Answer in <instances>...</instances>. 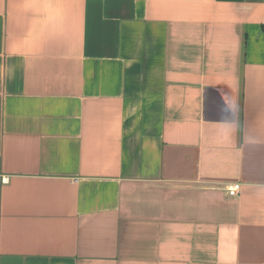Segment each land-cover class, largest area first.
Segmentation results:
<instances>
[{
  "label": "crops",
  "instance_id": "1",
  "mask_svg": "<svg viewBox=\"0 0 264 264\" xmlns=\"http://www.w3.org/2000/svg\"><path fill=\"white\" fill-rule=\"evenodd\" d=\"M263 24L0 0V264H264Z\"/></svg>",
  "mask_w": 264,
  "mask_h": 264
},
{
  "label": "built area",
  "instance_id": "2",
  "mask_svg": "<svg viewBox=\"0 0 264 264\" xmlns=\"http://www.w3.org/2000/svg\"><path fill=\"white\" fill-rule=\"evenodd\" d=\"M240 185L239 184H233L231 187L228 188V195L233 197L236 196L239 193Z\"/></svg>",
  "mask_w": 264,
  "mask_h": 264
},
{
  "label": "trees",
  "instance_id": "3",
  "mask_svg": "<svg viewBox=\"0 0 264 264\" xmlns=\"http://www.w3.org/2000/svg\"><path fill=\"white\" fill-rule=\"evenodd\" d=\"M262 29L264 30V24L262 25Z\"/></svg>",
  "mask_w": 264,
  "mask_h": 264
}]
</instances>
